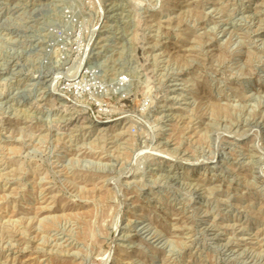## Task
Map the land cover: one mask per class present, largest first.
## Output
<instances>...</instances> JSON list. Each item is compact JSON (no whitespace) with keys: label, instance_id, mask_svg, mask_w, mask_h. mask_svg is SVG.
<instances>
[{"label":"rangeland","instance_id":"obj_1","mask_svg":"<svg viewBox=\"0 0 264 264\" xmlns=\"http://www.w3.org/2000/svg\"><path fill=\"white\" fill-rule=\"evenodd\" d=\"M0 264H264V0H0Z\"/></svg>","mask_w":264,"mask_h":264},{"label":"built area","instance_id":"obj_2","mask_svg":"<svg viewBox=\"0 0 264 264\" xmlns=\"http://www.w3.org/2000/svg\"><path fill=\"white\" fill-rule=\"evenodd\" d=\"M128 81V77L123 76L121 77V79H119V85L124 87L128 83Z\"/></svg>","mask_w":264,"mask_h":264}]
</instances>
